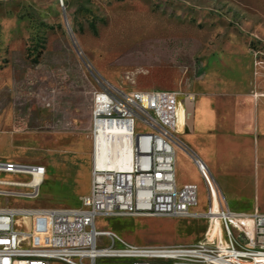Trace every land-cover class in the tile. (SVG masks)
<instances>
[{
	"label": "rangeland",
	"instance_id": "rangeland-1",
	"mask_svg": "<svg viewBox=\"0 0 264 264\" xmlns=\"http://www.w3.org/2000/svg\"><path fill=\"white\" fill-rule=\"evenodd\" d=\"M101 83L217 100L220 201L264 212V138L246 114L233 112L264 94V0H0V160L46 167L36 198L0 197V206H80L95 161L87 97ZM177 155L180 183L199 187L193 216L99 219L98 228L136 245L207 237L205 183L188 154Z\"/></svg>",
	"mask_w": 264,
	"mask_h": 264
},
{
	"label": "built area",
	"instance_id": "built-area-1",
	"mask_svg": "<svg viewBox=\"0 0 264 264\" xmlns=\"http://www.w3.org/2000/svg\"><path fill=\"white\" fill-rule=\"evenodd\" d=\"M193 99L178 91H125L101 83L92 94L94 156L102 137L112 143L126 136L133 150L130 169L94 161L89 191L77 208L0 206V264H98L113 259L130 264H264V212L235 211L221 203L206 163L182 139L187 104ZM138 124L146 130H137ZM178 149L191 158L207 189L205 215L212 226L207 237L189 245H136L113 230L99 229V219L195 213L199 187L180 183ZM45 174L42 164L0 160V197L7 202L36 198Z\"/></svg>",
	"mask_w": 264,
	"mask_h": 264
},
{
	"label": "crops",
	"instance_id": "crops-1",
	"mask_svg": "<svg viewBox=\"0 0 264 264\" xmlns=\"http://www.w3.org/2000/svg\"><path fill=\"white\" fill-rule=\"evenodd\" d=\"M145 88L146 87H139L137 89ZM248 99V104L244 103V100L240 101L241 104H236L233 107V112L241 114L239 119H243L244 114H246L248 120L255 124L257 136L259 138H264V94L260 95L254 106L251 104L252 98L249 96ZM87 106L90 114V110L92 108V96L87 97ZM187 109L189 111L187 120L191 117V121L190 131L185 134V140L188 143V147L206 163L211 174L216 180L220 174L219 169L221 162L219 138L221 136L223 139L224 131L223 125L221 124L223 121L221 116L222 110L218 106V101L207 95H201L198 98L194 97L193 100L188 102ZM189 160L193 164L190 157ZM177 174H179L178 169ZM228 206L232 210L239 211L230 205Z\"/></svg>",
	"mask_w": 264,
	"mask_h": 264
},
{
	"label": "bare ground",
	"instance_id": "bare-ground-1",
	"mask_svg": "<svg viewBox=\"0 0 264 264\" xmlns=\"http://www.w3.org/2000/svg\"><path fill=\"white\" fill-rule=\"evenodd\" d=\"M182 118H183V113L181 112V119ZM94 157H95V162L99 166L128 170L131 167L133 150L131 143L126 136L120 135L116 138L115 142L112 143H109L108 137H102L95 149ZM215 206L217 205L215 204ZM194 214L183 217H172V218H186V217H191ZM136 217H164V216L138 215ZM215 225L219 226L218 223H215ZM214 230L215 232H217L216 226H214Z\"/></svg>",
	"mask_w": 264,
	"mask_h": 264
},
{
	"label": "trees",
	"instance_id": "trees-1",
	"mask_svg": "<svg viewBox=\"0 0 264 264\" xmlns=\"http://www.w3.org/2000/svg\"><path fill=\"white\" fill-rule=\"evenodd\" d=\"M35 62H37L38 60H34Z\"/></svg>",
	"mask_w": 264,
	"mask_h": 264
}]
</instances>
